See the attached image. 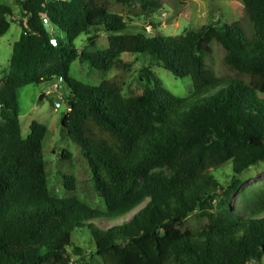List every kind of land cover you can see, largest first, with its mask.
<instances>
[{
	"label": "trees",
	"instance_id": "trees-1",
	"mask_svg": "<svg viewBox=\"0 0 264 264\" xmlns=\"http://www.w3.org/2000/svg\"><path fill=\"white\" fill-rule=\"evenodd\" d=\"M240 1L249 27L239 21L150 37L122 34L129 22L112 5L150 17L161 0H16L15 7L0 0V39L14 11L26 18L0 84V264H74L67 250L85 227L100 264H264V186L242 190L244 175L264 161V0ZM45 23L65 40L54 44ZM99 32L108 48L80 52L78 38L94 46ZM213 42L225 52V76L208 67ZM124 54L191 77V98L203 97L186 106L189 99L146 69L145 92L130 97L114 81L93 86L70 76L78 59L102 72L129 70ZM57 80L69 91L62 127L90 166L106 216L75 194L73 177H65L69 197L51 191L46 125L34 121L23 135L20 90ZM71 159L64 151L62 161ZM229 165L234 182L225 190L215 172ZM239 192L243 206L235 208Z\"/></svg>",
	"mask_w": 264,
	"mask_h": 264
},
{
	"label": "rangeland",
	"instance_id": "rangeland-1",
	"mask_svg": "<svg viewBox=\"0 0 264 264\" xmlns=\"http://www.w3.org/2000/svg\"><path fill=\"white\" fill-rule=\"evenodd\" d=\"M8 1V0H7ZM112 3V0H108ZM163 8L156 11L152 16L137 17L134 10L112 5L114 13L123 15L129 22V27L122 34L146 33L148 36H182L190 31H197L202 27L233 24L242 21L249 27L245 19V8L240 0H161ZM13 7L17 6L12 5ZM26 18L17 9L9 17L12 22L10 31L0 39V84L5 72L11 70V59L16 43L20 40ZM45 29L52 37L65 40V35L45 23ZM79 51L105 50L109 46L108 35L99 32L95 39V45H90V37L82 35L75 42ZM212 55L206 58L208 67L218 76H225L222 60L225 52L213 42L211 45ZM122 60L132 65L129 70L115 68L110 72H102L90 67L89 64L81 63L80 59L71 64L70 76L87 85H100L103 81H114L120 85L126 97L139 96L145 92L147 82L143 76L144 69L153 73L162 80L164 86L175 96L189 99L188 106L201 97H193V81L191 77L177 78L174 74L162 67H157L148 57L133 54H124ZM57 84L60 85L58 89ZM50 92V93H49ZM44 95L43 101L41 96ZM69 91L67 86L56 81L48 84L29 85L19 92L20 124L23 135L27 138L31 132L30 126L34 121L48 127V135L45 144V158L49 172V184L51 191L59 198H67L72 193L65 188V177H73L76 182L75 194L89 207L99 211L103 216L108 215L104 201L96 194L90 166L80 149L69 140L67 132L62 127L61 117L68 111ZM71 154L70 161H62L63 152ZM225 190L233 185L232 166H226L215 172ZM246 180L242 190H252L264 186V161L249 169L244 175ZM224 193H222L223 195ZM235 208L243 206L242 193L234 194L231 198ZM137 210L136 212H138ZM118 216L112 220L127 222L134 214ZM194 221V220H193ZM95 224H98L97 222ZM73 247H68L67 253L74 264H80L84 259L93 261L95 264L102 263V259L96 253V246L92 235L85 227L77 229L73 233ZM82 249V255H78L76 249Z\"/></svg>",
	"mask_w": 264,
	"mask_h": 264
},
{
	"label": "built area",
	"instance_id": "built-area-1",
	"mask_svg": "<svg viewBox=\"0 0 264 264\" xmlns=\"http://www.w3.org/2000/svg\"><path fill=\"white\" fill-rule=\"evenodd\" d=\"M52 42H53V43H56V40L53 39ZM56 82H57V83H60V84L64 83L63 80H57ZM64 84H65V83H64ZM57 87H58V89H60V85H59V84H57ZM49 93H50V92H49ZM249 264H262V263L259 262V261H254V262H251V263H249Z\"/></svg>",
	"mask_w": 264,
	"mask_h": 264
},
{
	"label": "crops",
	"instance_id": "crops-1",
	"mask_svg": "<svg viewBox=\"0 0 264 264\" xmlns=\"http://www.w3.org/2000/svg\"><path fill=\"white\" fill-rule=\"evenodd\" d=\"M8 3H9L10 5H15V4H16V0H8Z\"/></svg>",
	"mask_w": 264,
	"mask_h": 264
},
{
	"label": "clouds",
	"instance_id": "clouds-1",
	"mask_svg": "<svg viewBox=\"0 0 264 264\" xmlns=\"http://www.w3.org/2000/svg\"><path fill=\"white\" fill-rule=\"evenodd\" d=\"M53 39H55V40H56V37H52V40H53ZM56 42H57V41H56ZM54 44H55V43H54ZM42 96H44V95H42ZM44 97H45V96H44Z\"/></svg>",
	"mask_w": 264,
	"mask_h": 264
},
{
	"label": "water",
	"instance_id": "water-1",
	"mask_svg": "<svg viewBox=\"0 0 264 264\" xmlns=\"http://www.w3.org/2000/svg\"><path fill=\"white\" fill-rule=\"evenodd\" d=\"M43 99H44V96H41V99L40 100L43 101Z\"/></svg>",
	"mask_w": 264,
	"mask_h": 264
}]
</instances>
